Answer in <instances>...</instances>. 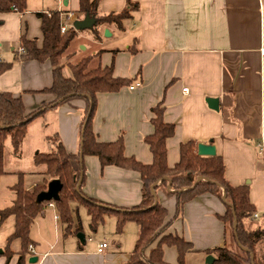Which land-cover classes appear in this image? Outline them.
<instances>
[{"label":"crops","instance_id":"crops-1","mask_svg":"<svg viewBox=\"0 0 264 264\" xmlns=\"http://www.w3.org/2000/svg\"><path fill=\"white\" fill-rule=\"evenodd\" d=\"M126 1L100 0V9L103 13L118 12ZM135 1L140 10L126 21L125 31L102 24L98 26L100 39L91 30L88 35L79 31L65 53L66 77L72 75L69 62L77 63L99 53L90 61V68L114 64L115 76L134 79V89L125 86L117 92L98 94L93 119L98 139L113 141L123 133L125 154L142 163H152L153 154L145 137L153 133L152 108L162 101L165 121L175 124V134L167 140L168 165L174 167L179 162L182 143H213L224 159L226 179L235 186L249 185L256 213L246 222L247 228L264 227V0ZM54 10L61 12L68 27L85 16L80 11V0H27L24 12H0V59L11 61L22 51V36L36 39L38 46H42L44 35L38 13ZM106 29L110 35H104ZM136 38L138 50L134 53L130 47ZM74 44H84L81 54L72 49ZM53 80L49 60L14 62L0 74V92L21 96L27 112H31L54 99L43 92L52 86ZM208 98L219 99L218 110L209 106ZM85 105L83 99H76L50 106L29 124L26 136L33 126L39 127L45 138L57 133L68 151L79 152ZM84 162L86 180L82 190L88 197L121 208L141 203L143 183L138 171L115 165L103 167L94 155L85 156ZM5 170V175L18 172L6 166ZM43 171L44 167H39L36 172L41 178L28 189L44 181ZM160 184L161 181L156 194L168 211L167 222L171 223L151 248L162 237L177 235L191 242L195 249L186 254L184 264H206L207 254L202 250L225 244L232 250L238 248L234 228L231 230L221 219L227 210L223 198L200 195L185 205L182 216L175 217L176 198L169 194V181L167 186ZM15 196L14 193L12 202ZM73 203L84 208L90 224L87 208L72 201L73 213L80 212V207L75 208ZM48 208L35 218L31 230L34 244L26 264H128L140 231L135 222H128L124 231L117 234L116 215H107L95 230L98 237H89L94 243L88 245L86 236L82 242L78 232H64V238L61 237L58 224L51 221L52 216L59 219L57 209L50 205ZM79 221L80 214L74 216V226ZM14 224L13 218L9 224L13 231ZM11 234L4 241L1 236L0 264H20L21 249L11 248L14 254L10 260L4 254ZM39 239L45 241L43 248ZM101 242H108V246L99 252ZM258 252L264 258V242L258 246ZM31 256H37V262L30 263ZM164 259L170 264H181L175 246H164Z\"/></svg>","mask_w":264,"mask_h":264},{"label":"trees","instance_id":"trees-1","mask_svg":"<svg viewBox=\"0 0 264 264\" xmlns=\"http://www.w3.org/2000/svg\"><path fill=\"white\" fill-rule=\"evenodd\" d=\"M27 10V0H0V12ZM140 10V4L135 0H127L125 7L118 12L103 13L100 9V0H80V11L85 15L89 13L97 19V24L90 29L97 39H100L98 26L102 24L114 25L120 31H125L126 21L133 18L134 13ZM43 45L38 46L36 39L21 38L22 51L15 54L11 61L0 59V74L10 69L14 62L25 60H49L53 65V84L43 92L54 97L51 101L43 102L41 106L27 112L21 96L11 92H0V178L5 170V142L10 140L12 153L16 157L22 154V146L27 135L29 124L42 116L50 106H59L76 99H83L86 103L81 121V133L84 129L83 160L79 152H70L56 133L47 135L46 139L53 146L48 152H37L34 162L44 167L46 178L43 184H37L32 189L24 185V172L18 171V181L13 185L15 199L12 205L0 209V224L9 217H13L14 231L8 237L4 254L10 260L13 251L10 245L13 240L20 239L21 250L18 253V262L27 263L31 253L30 246L34 244L31 230L35 218L41 214L49 203H54L60 220L66 225L65 234L80 232L79 221L74 226L72 201H77L87 208L90 215V227L96 230L107 215L117 217L115 232L121 234L128 222H135L139 228V236L135 242L128 264H170L164 259V246H175L179 253V262L184 264L185 256L189 251H195L193 244L177 235L162 237L156 247L151 248L161 232L171 223L167 222V209L156 201L152 187L161 181L167 185L164 177H169L174 190L170 195L176 198L175 217L182 216L185 205L203 194H212L222 198L223 190L226 199L233 206L227 205L226 213L221 219L234 228L235 215L238 220L237 237L240 245L239 252L232 250L228 245L216 246L202 250L204 254H213V264H252L251 253L254 254L255 264H264V258L258 252V246L264 242V227L249 229L247 221H251L256 213V206L250 199L249 185H232L225 177V163L221 155L205 156L197 152L198 142L190 140L180 146V160L170 167L167 162V140L175 134V124L164 119L165 105L161 101L152 108L153 133L145 137V142L153 154V162L142 163L135 157L125 154V139L122 133L116 140L100 141L93 129V119L98 105V94L117 92L125 86H131L134 79L114 75V64L90 68V61L99 53L84 57L77 63L69 62L72 75L63 74L65 63L63 59L79 31L69 26L62 32L63 17L60 11L40 12ZM138 39L130 47L131 52H137ZM61 99V100H60ZM97 156L101 165H115L126 169L138 171L142 179V200L137 206L121 208L115 205L104 204L84 194L82 186L86 180L84 157ZM202 177L197 184L196 181ZM59 178L63 184L60 198L51 201H37L39 192L47 188L50 179ZM80 179L82 184L77 189ZM158 185L155 186L157 190ZM110 207H107V206ZM114 207V208H112ZM238 242V241H237ZM239 244V243H238ZM151 248V249H150ZM150 249V252L148 250ZM199 251V250H196Z\"/></svg>","mask_w":264,"mask_h":264},{"label":"rangeland","instance_id":"rangeland-1","mask_svg":"<svg viewBox=\"0 0 264 264\" xmlns=\"http://www.w3.org/2000/svg\"><path fill=\"white\" fill-rule=\"evenodd\" d=\"M83 31L86 34L91 33L90 30H83ZM104 35H105V32H104ZM121 35H123V34H121ZM83 46H84V44H81L79 46L77 44H74L72 49H75L77 54H81V52L83 50ZM64 59H65V57H64ZM64 59H63V61H64ZM33 127L34 128H32L30 130L28 136H26V139L23 142L22 154H21L20 159L17 158L12 153V147H11L10 140H7L5 142V158H6V160H5L6 165L5 166L7 168H9L10 170H12V172L16 171V170L24 172L25 173L24 174V185L26 187L29 186L34 181H39L41 178V175L39 173H37L36 171H38L39 167H43V166H36V164L34 162V156L36 155V153L37 152H48V151L52 150V148H53L51 143L48 142L47 139L43 136L42 130L39 127H35V126H33ZM44 178H46V176ZM17 181H18V175L16 173L15 174L9 173L6 175L4 174L0 178V207H1L0 209H4V208H7V207L12 205L11 200L14 197V193H15L14 190H12L13 189L12 185H14ZM43 183H44V181L41 184H43ZM165 186H167V185H165ZM73 206L76 208L79 205L73 203ZM79 207H80V212L77 213V211L75 210L74 211L75 213H73V215L75 214L74 216L78 217L80 214L81 222L83 225L82 226L83 230H81L80 232L85 234V236L87 238V244L91 245L94 242H93V240H89V237H92L93 239H95L98 237L99 233L97 234V232L95 230L91 229L89 221H88V217H89L88 214L85 212V210L82 206H79ZM46 208H48V206H46L45 209ZM57 213H58V211H57ZM57 215L59 217V214H57ZM12 221H13V217H9V219L7 221H4L2 224H0V239L2 236L3 241L5 240L6 236L8 234H11L13 231V228H9V224H11ZM51 221H52V224H54V223L58 224L57 225V228H59L58 232L61 234V237L64 238L63 233L65 232L66 226L61 222L60 217H59V219L55 220L52 216ZM9 232H11V233H9ZM47 237H48V235L45 234L44 238H47ZM39 240H40V244L43 248L45 246V241L44 240L42 241V239H39ZM21 246L22 245H21L20 239H15L13 244L10 245V248H12L13 250H20ZM235 251L239 252L240 250H239V248H235ZM189 264H194V262L190 261Z\"/></svg>","mask_w":264,"mask_h":264},{"label":"water","instance_id":"water-1","mask_svg":"<svg viewBox=\"0 0 264 264\" xmlns=\"http://www.w3.org/2000/svg\"><path fill=\"white\" fill-rule=\"evenodd\" d=\"M97 24V19L94 16H91L89 13H86L85 16L81 19H76L73 23L72 26L74 27V29H76L77 31H82V30H90L92 29L95 25ZM111 33L109 32L108 29L105 30V35H110ZM61 100V99H60ZM207 103L209 104V106L212 109L218 110L219 109V99L217 98H208L207 99ZM83 135H84V129L82 130L81 133V140H80V159L83 160V143H84V139H83ZM197 152L200 155H205V156H211V155H216L217 154V149L216 146L213 143H207V142H198L197 145ZM164 179L169 181V185L168 188L169 190L173 191L172 186H171V179L169 177H164ZM201 179H203L202 177H199L196 181L195 184H197ZM82 184V179H80L79 185L77 186V189L79 190ZM157 185L154 184L152 187L153 193L156 196V201L158 202V197L156 194V190H155V186ZM63 184L61 182V180L59 178H53L51 179L48 184H47V188L41 192L38 193L37 195V201L38 202H43V201H51V200H57L60 198V192L62 190ZM223 200L224 202L229 205V206H233L230 202L227 201L226 199V192L225 190H223ZM107 206V205H106ZM110 207V206H107ZM114 208V207H112ZM237 226H238V220L236 218L235 215V219H234V233L237 237ZM78 238L84 242L85 241V234L82 232H78L77 233ZM237 241L239 243V245L246 251L251 252L248 248L243 247L238 238ZM251 259H252V264H255V260H254V254L251 253ZM38 257L37 256H31L29 258V262L30 263H35L37 262ZM215 262V256L213 254H208L206 256L205 259V263L206 264H213Z\"/></svg>","mask_w":264,"mask_h":264},{"label":"built area","instance_id":"built-area-1","mask_svg":"<svg viewBox=\"0 0 264 264\" xmlns=\"http://www.w3.org/2000/svg\"><path fill=\"white\" fill-rule=\"evenodd\" d=\"M71 26H72V25H71ZM67 28H68V25L65 24V23H63V24H62V28H61L62 32H65V31L67 30ZM21 50H22V49H21ZM139 84H140V83L138 82L137 85H139ZM134 87H135V86L131 85V88H132V89H134ZM187 90H188V88H184V91H187ZM263 148H264V145H263ZM49 205L52 206V207H55V204H54V203H49ZM107 246H108V242H101V243L98 245V251H99V252H102ZM30 247H32V246H30Z\"/></svg>","mask_w":264,"mask_h":264}]
</instances>
